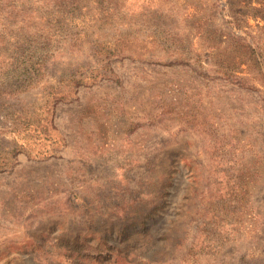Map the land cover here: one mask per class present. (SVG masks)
Masks as SVG:
<instances>
[{"label": "rangeland", "instance_id": "1", "mask_svg": "<svg viewBox=\"0 0 264 264\" xmlns=\"http://www.w3.org/2000/svg\"><path fill=\"white\" fill-rule=\"evenodd\" d=\"M80 1L0 0V264H264V0Z\"/></svg>", "mask_w": 264, "mask_h": 264}, {"label": "trees", "instance_id": "2", "mask_svg": "<svg viewBox=\"0 0 264 264\" xmlns=\"http://www.w3.org/2000/svg\"><path fill=\"white\" fill-rule=\"evenodd\" d=\"M71 0H61L60 3L51 5L48 7V13L47 18L50 19L51 16H53L56 12V9L59 10V12H65L68 11L70 6ZM82 1H88V0H81ZM101 2H104L103 0ZM105 3V2H104ZM94 4V3H93ZM87 5H82L77 9L84 10L82 8H86ZM258 12H260V15L256 16L264 21V7L258 8ZM254 40L253 45H251L246 37L243 36H236V53L238 57V64L240 67V74H235L234 78L236 82H238L242 86H247L248 88L260 90L264 93V37L258 36L252 37ZM28 65V64H27ZM34 63L31 61L29 63V67H27V72L25 75V81L28 80L29 77V71L30 72H36L38 69L36 67H33ZM245 65V68H242L241 66ZM29 70V71H28ZM31 76V75H30ZM63 94V93H62ZM64 96V95H63ZM63 98V97H61ZM29 120V118H26ZM30 123V122H29ZM42 130L45 129V126H40ZM8 166V163L6 161L0 162V169H5ZM110 251V256L112 257L117 250L115 247L112 249H108Z\"/></svg>", "mask_w": 264, "mask_h": 264}]
</instances>
